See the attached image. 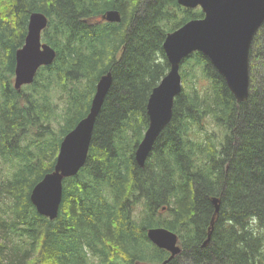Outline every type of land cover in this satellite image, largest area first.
Wrapping results in <instances>:
<instances>
[{
  "label": "trees",
  "instance_id": "trees-1",
  "mask_svg": "<svg viewBox=\"0 0 264 264\" xmlns=\"http://www.w3.org/2000/svg\"><path fill=\"white\" fill-rule=\"evenodd\" d=\"M111 8L120 22L102 19ZM33 11L48 15L43 37L57 56L19 90L16 51ZM203 16L178 0H0V163L9 164H0V264H158L169 251L149 239L154 226L179 235L183 250L168 264H264V24L250 50L248 99L236 100L205 54H190L172 120L146 165L135 159L149 96L170 68L166 35ZM109 70L87 162L64 179L50 219L32 189ZM56 90L67 94L61 108Z\"/></svg>",
  "mask_w": 264,
  "mask_h": 264
},
{
  "label": "water",
  "instance_id": "water-1",
  "mask_svg": "<svg viewBox=\"0 0 264 264\" xmlns=\"http://www.w3.org/2000/svg\"><path fill=\"white\" fill-rule=\"evenodd\" d=\"M178 2L187 8L200 6L204 16L190 19L166 35L163 46L170 68L148 99L149 124L135 152L136 162L141 167L146 165L158 137L172 120L175 99L184 86L181 64L187 56L194 52L205 54L225 78L238 102L246 101L250 93V50L264 22V0ZM102 19L120 22L122 14L111 8ZM48 24L49 17L42 11H33L29 16L25 42L16 51L14 86L19 90L34 82L40 67L50 65L56 59L55 47L42 39ZM112 83V70L99 78L88 114L63 137L54 169L33 187L30 197L40 214L50 219L58 217L64 179L78 174L85 166L95 123ZM213 203L216 212L219 211V198L214 197ZM147 235L158 247L170 252L158 264H168L183 250L179 235L167 227H150Z\"/></svg>",
  "mask_w": 264,
  "mask_h": 264
},
{
  "label": "rangeland",
  "instance_id": "rangeland-1",
  "mask_svg": "<svg viewBox=\"0 0 264 264\" xmlns=\"http://www.w3.org/2000/svg\"><path fill=\"white\" fill-rule=\"evenodd\" d=\"M197 9H199V8H201L200 6H198V7H196ZM263 24H264V22H263ZM263 24H262V26H263ZM261 26V27H262ZM260 27V28H261ZM260 28H259V30H260ZM258 30V31H259ZM258 33V32H257ZM256 33V34H257ZM44 36V35H43ZM42 36V39H43V41L44 42H47V41H45L44 40V37ZM263 42H264V39H261L260 40V42H259V44L261 45V47H264L262 44H263ZM252 44H253V42H252ZM251 47H252V45H251ZM251 66V65H250ZM250 73H251V68H250ZM251 75V74H250ZM14 80H15V74L13 75V78H12V82H13V84H14ZM183 84H184V82H183ZM55 94V96H54V99H55V102L57 103V105H58V108H61L63 105H64V103H65V101H66V98H67V94H66V92H64V91H57L56 90V92L54 93ZM57 108V109H58ZM55 126H56V128H58L57 126H58V124H54ZM62 134H60L59 135V137L61 136ZM58 137V138H59ZM50 138L53 140L54 139V135L53 136H50ZM128 146H129V143L127 144ZM1 164V163H0ZM2 165V164H1ZM4 166V170H7V167L9 166V164L8 165H2V167ZM93 259H96V257H93Z\"/></svg>",
  "mask_w": 264,
  "mask_h": 264
},
{
  "label": "flooded vegetation",
  "instance_id": "flooded-vegetation-1",
  "mask_svg": "<svg viewBox=\"0 0 264 264\" xmlns=\"http://www.w3.org/2000/svg\"><path fill=\"white\" fill-rule=\"evenodd\" d=\"M169 255H170V252H169Z\"/></svg>",
  "mask_w": 264,
  "mask_h": 264
}]
</instances>
